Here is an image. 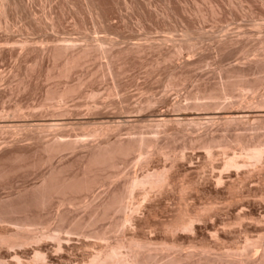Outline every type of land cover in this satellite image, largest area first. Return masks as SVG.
I'll list each match as a JSON object with an SVG mask.
<instances>
[{
  "label": "rangeland",
  "instance_id": "obj_1",
  "mask_svg": "<svg viewBox=\"0 0 264 264\" xmlns=\"http://www.w3.org/2000/svg\"><path fill=\"white\" fill-rule=\"evenodd\" d=\"M0 8V209L11 210L0 217V233L23 228L42 237L13 249L0 245V261L41 264L42 256L33 255L40 252L45 261L57 260L54 264H82L116 239L149 243L150 264L187 251L199 254L201 246L216 251L211 255L238 258L262 252L257 242L264 234V167L251 163L236 173L220 165L223 153L241 161L243 142L264 138L258 120L243 117L264 112L259 105L264 102V0H0ZM230 113L238 118L226 123L221 117ZM161 114L167 115L165 123L157 120ZM47 119L60 125L42 126ZM94 131L104 136H92ZM202 137L215 140L211 157ZM57 139L81 142L54 154L51 143ZM128 139L145 142L133 148L130 141L134 150L108 161L111 167L94 170L90 177L98 185L89 192L51 195L44 204L30 197L59 167L57 182L81 178L90 154L83 144H128ZM150 139L169 156L151 150ZM145 150L153 153L146 163ZM163 168L168 183L137 188L124 199V210L99 217L96 205L110 190L121 192L126 177ZM195 213L201 219L192 229L162 233L170 220ZM215 213L219 233L200 235L196 227L214 222Z\"/></svg>",
  "mask_w": 264,
  "mask_h": 264
},
{
  "label": "bare ground",
  "instance_id": "obj_2",
  "mask_svg": "<svg viewBox=\"0 0 264 264\" xmlns=\"http://www.w3.org/2000/svg\"><path fill=\"white\" fill-rule=\"evenodd\" d=\"M2 3V2H1ZM4 3V2H3ZM5 7V6H4ZM1 9V8H0ZM4 9V8H3ZM3 11V10H2ZM261 102V101H260ZM259 105H261V107L262 106H264V102H261V103H259ZM258 111V110H257ZM257 111H255V112H252V111H248V112H245V114H243L244 116L243 117H245L246 115L248 116V117H252V118H254L255 120H258V122H259V127L260 128H262V129H264V112H257ZM263 111V110H262ZM231 113H233V112H231ZM227 114V115H222V119L223 120H225V122L226 123H228V122H231L232 120H234L235 118H236V115L234 116V114ZM219 115V114H218ZM239 116V115H238ZM241 116V115H240ZM158 117V121H160V123L161 122H163V123H165V121H167L168 119H167V115H165V114H161V115H159V116H157ZM238 118V117H237ZM236 118V119H237ZM241 118H242V116H241ZM240 118V119H241ZM156 120V121H157ZM44 121V120H43ZM59 122V121H58ZM58 122H51L50 120L48 121V119H47V121H44L43 123H42V126H46V127H51V126H56V125H60V124H58ZM61 123V122H60ZM225 123V124H226ZM2 125V124H1ZM4 125V124H3ZM63 125V124H62ZM36 126V125H35ZM1 128V127H0ZM42 128V127H41ZM106 130V129H105ZM100 131V130H99ZM97 132V131H94L91 135L92 136H104V133L101 131V132ZM106 131H108V130H106ZM154 134V133H153ZM91 137V136H90ZM204 137H202V139H203ZM239 138V137H238ZM96 139H99V138H96ZM101 139V138H100ZM103 139V138H102ZM115 139H117V138H115ZM155 139V138H154ZM195 139V138H194ZM198 139V138H197ZM205 139V138H204ZM243 139V138H242ZM54 140V139H53ZM56 140V139H55ZM60 140V139H59ZM58 139H57V141L55 142H50L52 145H50V146H52L53 147V149H54V151H56V152H54V151H52V153H57L58 152V154H59V152L60 151H62V150H60V149H62L63 148V151L65 150V149H67V150H73L74 149V145H76V142H77V144H79L81 141H79V143H78V141H76V142H68V143H61L60 141H59ZM104 140H106V139H104ZM118 140V139H117ZM120 140V139H119ZM150 140H152V142H146V144L148 145V147H151L150 149L151 150H153V147H154V149L157 147V146H155V144L157 145V143H153V139H150ZM199 140H201V139H199ZM248 140V139H247ZM101 141V140H100ZM123 141V140H122ZM128 141H129V139H128ZM130 141H132V140H130ZM130 141L128 142V144H126L127 143V141L125 140V144H123L124 142H120V141H117V143L115 144V143H111V142H108V141H105V142H103V143H99V144H97V145H95L94 144V146H87V144L86 145H84L83 143V146H82V144L80 145V146H82L84 149H89L90 151V154H88L89 155V157H88V159L87 158H85V159H87V160H85L86 162H85V165H84V169L82 170L83 171V173H82V175H81V178H76L75 177V179H77V180H68L69 178H67V180H60V182H57V180L59 179V176H56L55 175V173L57 172V170H51L50 171V173L48 174V177H45V178H43L42 180H41V183L36 187L35 186V190H34V192H36V193H34V195H31L30 197H35V199H37V201L39 202V204H40V202L42 201V203L41 204H44V203H46L47 201H48V199L46 200V198H49L51 195H53V197L54 196H57V197H61V195L62 196H66V194L67 193H75L76 191H79L80 193H81V190H88V191H85L86 193L87 192H89V190H91L93 187H97V185H98V182H96V180H94V178L92 177H90V174L94 171V170H96L97 168H99V169H102L103 167H101V166H103L104 164H106L107 163V165L110 163H108V161H110L111 159L113 160V158L115 157V156H119V155H121L122 157H124L123 155L124 154H127V152L130 150V146H129V144H131L130 143ZM135 141V140H134ZM134 141H132L133 143H134ZM196 142H197V140H195ZM194 141V142H195ZM213 141H215V140H213V138H209V139H205V140H202L200 143H201V145H202V148H204L205 149V151H206V153H207V157H208V155L211 157L212 156V144L214 143ZM226 141V140H225ZM234 141H238V140H234ZM113 142V141H112ZM115 142V141H114ZM145 142V140H143V139H141V140H139L138 139V141H136L135 143L137 144L135 147H134V145H135V143H134V145H133V148H138L137 146L139 145H142L143 143ZM154 142H155V140H154ZM157 142V141H156ZM195 142V143H196ZM243 142V141H242ZM49 143V144H50ZM193 143V142H192ZM237 143V142H236ZM160 144V143H159ZM226 144V143H225ZM239 144H241V143H239ZM45 145H47V144H45ZM169 145V144H168ZM243 145V146H242ZM241 145V147H242V150L244 151V157L242 158V160H241V158H240V160L241 161H239L238 160V158L234 155V154H232V155H228V154H226V152L225 153H223V155H225V157H224V161L222 162V165H220V166H224V167H227V168H234V170L236 171V173H238L239 172V168L241 169L243 166H246L247 164H251V163H254V165H255V163H258V165L261 163V166H263L264 167V162H263V157H264V138L261 140V138L260 139H258V137H257V139H255V140H251V141H244L243 142V144ZM145 146V145H144ZM227 146V145H226ZM76 147V146H75ZM130 147V148H129ZM142 147H143V145H142ZM142 147H140V148H142ZM172 147V146H171ZM45 148H47V146L45 147ZM133 148H131V150L133 149ZM140 148H139V151H140ZM146 148V147H145ZM165 148V147H164ZM164 148H162L161 146L159 147V148H156V150H157V152L160 154H163V155H168L169 156V154L168 153H166L165 151H164ZM170 148V147H169ZM174 148V147H173ZM214 148V147H213ZM240 148V147H239ZM53 149H51V150H53ZM81 149V148H80ZM149 149V150H150ZM203 149V150H204ZM51 150H50V152H51ZM130 150V151H131ZM134 150V149H133ZM136 150V149H135ZM148 150V151H149ZM151 150H150V152H151ZM165 150H166V148H165ZM66 151V150H65ZM86 151V150H85ZM129 151V152H130ZM137 151V150H136ZM142 151H144V150H142ZM167 151H168V148H167ZM176 151V150H175ZM212 151V152H211ZM81 152V151H80ZM129 152H128V154H129ZM133 152V151H132ZM141 152V151H140ZM145 152H146V150H145ZM153 152V151H152ZM170 152V151H169ZM173 152V151H172ZM171 152V153H172ZM62 153V152H61ZM147 153V152H146ZM145 153V157H146V160L145 161H143L144 163H146L147 161H148V158H149V156L150 155H152L151 153L149 154V153H147L146 154ZM205 153V154H206ZM212 153V154H211ZM86 154V155H87ZM141 154V153H140ZM160 154V155H161ZM87 155V156H88ZM158 155V154H157ZM81 156H83V155H81ZM87 156H85V157H87ZM175 156V155H174ZM241 156V155H240ZM122 157H118V158H122ZM125 157H126V155H125ZM163 157V156H162ZM117 158V157H116ZM140 158V157H139ZM141 158H142V156H141ZM165 158V157H164ZM83 159V158H82ZM115 159V158H114ZM145 159V158H144ZM174 159V158H173ZM112 160H111V162H112ZM118 160V159H117ZM113 161H115V160H113ZM151 161V160H150ZM174 162V161H173ZM115 163V162H114ZM140 163V162H139ZM116 164V163H115ZM175 164V163H174ZM83 166V165H82ZM105 167H106V165H104ZM112 166V163H111V165H108V167H111ZM137 166H139V165H137ZM142 166V165H141ZM144 166V165H143ZM147 166V165H146ZM171 166V165H170ZM253 166V165H252ZM251 166V167H252ZM101 167V168H100ZM115 167V166H114ZM152 167V166H151ZM155 167V166H154ZM255 167V166H254ZM263 167H260V168H263ZM60 168V167H59ZM59 168H57L58 169V172L60 171L59 170ZM141 168V167H140ZM146 168V167H145ZM148 168V167H147ZM171 168V167H170ZM169 168V169H170ZM245 168V167H244ZM51 169V168H50ZM54 169V168H53ZM168 169V168H167ZM173 169V168H172ZM171 169V170H172ZM202 169V168H201ZM213 169V168H212ZM247 169V168H246ZM245 169V170H246ZM250 169V168H249ZM248 169V170H249ZM103 170V169H102ZM145 170V169H144ZM61 171H62V169H61ZM134 171H135V169H134ZM218 171V170H217ZM234 171V172H235ZM253 171H255L254 169H253ZM57 172V173H58ZM252 172V171H251ZM56 173V174H57ZM60 173V172H59ZM167 173H168V171L167 170H165L164 168H163V170H154L153 169V171L152 172H149V171H147L146 172V174H144L143 176H141V177H139V176H137L136 174H133L132 175V173L130 174V175H132V176H128V177H126L125 178V182L123 183V186H122V191L120 192L119 190H110L109 191V193L107 192V198L105 199V200H102V202H100V203H98V205H96V208L98 209V210H100V215L101 216H99V217H101V218H105V216H109L108 214V212L109 211H111V210H114V208L115 209H117L118 208V210H121V208H122V210H124V208H125V205H124V199H126V196H129L130 194H132L133 195V192H134V190L135 189H139V188H143L144 186H148L150 189H154V188H160L161 186H163L167 181H168V176H167ZM204 173V172H203ZM218 173V172H217ZM235 173V174H236ZM94 174V173H93ZM93 174H91V175H93ZM97 174V173H96ZM101 174V173H100ZM103 174V173H102ZM202 174V173H201ZM221 174V173H220ZM219 174V175H220ZM258 174V173H257ZM59 175V174H58ZM98 175V174H97ZM212 175V174H211ZM58 177V179L56 178V177ZM102 176V175H101ZM217 176V175H216ZM61 177V178H62ZM77 177H80V175L79 176H77ZM95 177V176H94ZM237 177V176H236ZM109 178V177H108ZM57 179V180H56ZM113 179H114V177H113ZM169 179H171V178H169ZM109 180V179H108ZM112 180V179H111ZM106 181V180H105ZM113 181V180H112ZM115 181V180H114ZM218 181V180H217ZM102 182V181H101ZM115 182H117V181H115ZM114 182V183H115ZM111 183V182H110ZM168 183V182H167ZM104 184V183H103ZM103 184H102V186H103ZM108 184V183H107ZM113 185V183H111V186ZM117 185V184H116ZM187 186V185H186ZM31 187V186H30ZM28 188V187H27ZM27 188H26V190H27ZM32 188V187H31ZM112 188V187H111ZM114 188V187H113ZM112 188V189H113ZM33 189V188H32ZM181 189H184V188H182L181 187ZM26 190H24V191H26ZM28 190H29V188H28ZM31 190V189H30ZM30 190H29V192H30ZM109 190V189H108ZM146 190V189H145ZM20 191V190H19ZM23 191V190H22ZM118 191H119V193H118ZM138 191V190H137ZM28 192V191H27ZM26 192V193H27ZM28 192V193H29ZM32 192V191H31ZM21 193V192H20ZM20 193H18V194H20ZM25 193V194H26ZM78 192H76V194H77ZM24 194V193H23ZM30 194V193H29ZM28 194V195H29ZM145 194V193H144ZM71 196H72V194H70ZM131 195V196H132ZM18 196V195H17ZM21 196H22V193H21ZM69 196V195H68ZM15 197V196H14ZM29 197V196H28ZM30 197H29V201H30ZM130 197V196H129ZM13 198V197H12ZM20 197H18V199H19ZM61 198H63V197H61ZM66 198V197H65ZM71 198V197H70ZM134 198V197H133ZM11 199V198H10ZM14 199H16V198H14ZM34 199V200H35ZM52 199V198H51ZM7 200H9V199H7ZM25 200V199H24ZM33 200V201H34ZM40 200V201H39ZM45 200V202L43 203V201ZM64 200V199H63ZM23 201V200H22ZM28 201V200H27ZM32 201V202H33ZM60 201V200H59ZM67 201V200H66ZM6 202V200L4 201V206H5V203ZM15 202V201H14ZM37 202V203H38ZM62 202V201H61ZM68 202V201H67ZM70 202V201H69ZM130 202V201H129ZM8 204L10 203L9 201L7 202ZM11 203H12V199H11ZM17 203V202H16ZM22 203V202H21ZM64 203H65V201H64ZM127 203V202H126ZM14 204V203H13ZM18 204H20V203H18ZM18 204H16V205H18ZM27 204V203H26ZM30 204H32V203H30ZM96 204V203H95ZM10 205V204H9ZM12 205V204H11ZM10 205V206H11ZM24 205V204H23ZM23 205H20V206H23ZM89 205V204H88ZM92 205H93V203H92ZM92 205H89V206H92ZM128 205V204H127ZM130 205H131V203H130ZM134 205H135V203H134ZM133 205V206H134ZM1 206V205H0ZM3 206V205H2ZM39 206V205H38ZM45 206V205H44ZM124 206V207H123ZM247 207H249V208H251V209H253V205L252 204H247L246 205ZM12 207V206H11ZM14 207H17V206H14ZM28 207V206H27ZM31 207V206H30ZM41 207H43V206H41ZM93 207V206H92ZM137 207V206H136ZM2 208V207H1ZM8 208H10L9 206H6V209L5 208H3V209H5V210H7ZM17 208H20L19 206L17 207ZM23 208V207H22ZM26 208V207H25ZM14 209L15 208H13V210L12 211H14ZM27 209H29V208H27ZM32 209V208H31ZM206 209V208H205ZM2 209H0V217L1 218H3L5 215H3L2 216V213H4L3 211H5V210H3V211H1ZM128 210V209H127ZM8 211H11V210H9L8 209ZM8 211H6L5 213L7 214V212ZM29 211V210H28ZM95 211V210H94ZM133 211V210H132ZM131 211V212H132ZM196 211V210H195ZM205 211V210H204ZM27 212V211H26ZM92 212V211H91ZM112 212V211H111ZM119 212V211H118ZM14 213V212H13ZM17 213V212H16ZM29 213V212H28ZM65 213H67V212H65ZM89 214H90V212H88ZM93 214H94V212H92ZM97 213V212H96ZM187 213V212H186ZM194 213V212H193ZM205 213V212H204ZM8 214H10V215H12V212L11 213H8ZM20 214V213H19ZM26 214V213H25ZM93 214H90V215H93ZM123 214V213H122ZM184 214V213H183ZM189 214V213H188ZM61 215V214H60ZM62 215H63V213H62ZM95 215V214H94ZM94 215H93V217H94ZM264 215V214H263ZM8 216V215H7ZM14 216V215H13ZM20 216H22V215H20ZM19 216V217H20ZM25 216V215H24ZM103 216V217H102ZM178 216V215H177ZM183 216V215H182ZM188 217H187V219H176L175 218V220H173V221H171L170 220V222H168V223H166L165 225H164V231L162 232V233H164L165 232V234L167 233V234H170V233H175V232H179V231H187V230H190V229H192V224H193V226H194V223H193V221L195 220L196 221V218H197V214L195 213V214H193L192 216H190V215H187ZM61 217V216H60ZM65 217H66V214H65ZM92 217V216H91ZM92 217V218H93ZM175 217V216H174ZM213 217L215 218L214 219V222H212L211 221V223H208V224H206L205 226H204V228L203 229H201V228H197L196 227V231L200 234V235H202V234H204V235H209V234H211L212 232H215V233H219V226L221 225V221H220V219H219V217L217 216V213H215V214H213ZM259 217V216H258ZM1 218H0V220H1ZM13 218V217H12ZM14 218H16V215H15V217ZM18 218V217H17ZM88 218V217H87ZM103 218V219H104ZM261 218V217H260ZM5 219V218H4ZM32 219H33V217H32ZM95 219V222H96V217L94 218ZM198 219V218H197ZM199 219H201V218H199ZM198 219V220H199ZM7 220V219H6ZM10 220H11V218H10ZM20 220V219H19ZM31 220V219H30ZM29 220V221H30ZM129 220V217L125 214V215H123V221L122 222H125V223H127V221ZM264 220V219H263ZM18 221V220H17ZM17 221H16V223H17ZM26 221V220H25ZM24 221V222H25ZM34 221V220H33ZM36 221V220H35ZM34 221V222H35ZM65 221V220H64ZM63 221V222H64ZM74 221V220H73ZM72 220H71V222H73ZM92 221V220H91ZM101 221V220H100ZM130 221V220H129ZM128 221V222H129ZM259 221V220H258ZM33 222V223H34ZM77 222V221H76ZM79 222V221H78ZM77 222V223H78ZM86 222H87V220H86ZM99 222V221H98ZM121 222V221H120ZM196 222H198V221H196ZM11 223V222H10ZM26 223V222H25ZM30 223V222H29ZM36 223V222H35ZM74 223V222H73ZM81 223V222H80ZM83 224H84V222H82ZM88 223V222H87ZM97 223V222H96ZM18 224V223H17ZM24 224V223H23ZM27 224V223H26ZM31 224V223H30ZM29 224V225H30ZM61 224H62V222H61ZM79 224V223H78ZM86 224V223H85ZM92 224V223H91ZM111 224V223H110ZM116 224V223H115ZM21 225V224H20ZM19 225V226H20ZM60 224H58V226H59ZM75 225V224H74ZM112 225H113V223H112ZM119 224H116L115 225V227H116V229H117V227H119L118 226ZM126 225V224H125ZM200 225H201V223H200ZM18 226V227H19ZM27 226V225H26ZM25 226V227H26ZM61 226V225H60ZM78 226V225H77ZM81 226L82 227H84L82 224H81ZM88 226V225H87ZM91 226V225H90ZM238 226V225H237ZM236 226V227H237ZM20 227H22V226H20ZM73 227V226H72ZM76 227V226H75ZM111 227V226H110ZM123 227V226H122ZM223 227V226H222ZM239 227H240V225H239ZM58 228V227H57ZM228 228V227H227ZM251 228V227H250ZM257 228V227H256ZM18 229V228H17ZM29 229V228H28ZM76 229V228H75ZM109 229V228H108ZM111 229V228H110ZM115 229V228H114ZM230 229V228H229ZM19 230V229H18ZM55 230H57V229H55ZM84 230V229H83ZM92 230V229H91ZM95 230V229H94ZM105 230H107V229H105ZM105 230H104V233H105ZM162 230V229H161ZM223 230H224V228H223ZM253 230H254V228H253ZM256 230V229H255ZM77 231V230H76ZM78 231H79V229H78ZM87 231V230H86ZM99 231V230H98ZM103 231V230H102ZM116 231V230H115ZM33 232V231H32ZM32 232H30V231H28V230H25V229H21V232H16L15 234H13V235H6V234H1L0 233V245L3 247H6L7 249H10V248H15V247H20V246H25V245H30V243H33V242H36V241H38V237L40 236H37V232L35 233H32ZM46 232V231H45ZM48 232V231H47ZM91 232V231H90ZM39 233V232H38ZM44 233V232H43ZM78 233V232H77ZM84 233V232H83ZM101 233H103V232H101ZM101 233H98L99 235L101 234ZM46 234V233H45ZM48 234V233H47ZM50 234V233H49ZM85 234V233H84ZM83 234V236H85ZM88 234V233H87ZM93 234H95V233H93ZM92 234V235H93ZM98 234H96L97 235V237H94L95 239L97 238H99L98 236ZM237 234V233H236ZM43 235V234H42ZM56 235V234H55ZM106 235V234H105ZM220 235V234H219ZM47 236H49V235H47ZM95 236V235H94ZM100 236H103V234H101ZM124 236V235H123ZM211 236V235H210ZM218 236V235H217ZM222 238H226V234H224V233H222L221 232V235H220ZM41 237V236H40ZM92 237V236H91ZM165 237H167V236H165ZM173 237V236H172ZM171 237V238H172ZM42 238V237H41ZM46 238V237H45ZM55 239H56V237H54ZM100 238H102V237H100ZM105 238V237H104ZM103 238V239H104ZM118 238V237H117ZM134 238V237H133ZM203 238V237H202ZM217 238V237H216ZM215 238V239H216ZM54 239V240H55ZM158 239V238H157ZM163 239V238H162ZM173 239V238H172ZM51 240H53L52 238H51ZM58 240V239H57ZM56 240V241H57ZM101 240V239H100ZM174 240V239H173ZM59 241H60V239H59ZM59 241H58V243H57V245L58 244H60L59 243ZM114 241V240H113ZM170 241V240H169ZM216 241H218V239L216 240ZM225 241V240H224ZM252 241V240H251ZM39 242V241H38ZM53 242H55V241H53ZM164 242V241H163ZM166 243V242H165ZM170 243V242H169ZM172 243V242H171ZM246 243H251L250 242V238H249V242L247 241ZM254 243V241L252 242V244ZM66 244V243H65ZM149 244V243H148ZM148 244H146V242L145 243H139V242H135V241H130L129 240V242L127 243V242H125V240H123V239H116L115 241H114V243L113 244H109V245H106V246H102L101 248H99L97 251H96V253H94L91 257H90V259L87 261V262H85V263H82V264H150L149 262H151L152 263V261H154V260H152L153 259V255L151 256V254H147V253H149L148 251H150V249L151 248H148V246H150V245H148ZM207 244H209V243H207ZM258 244L260 245V246H262L263 247V250H262V252H260V254H256V255H253V256H248V252L246 253V254H244L243 256H241V255H239V256H241V257H236V256H232L231 255V253L230 254H227V255H220V254H218V255H211V254H213L214 253V251H213V253H209V250L210 249H208L207 248V246L206 247H202L201 246V252L199 253V254H194L193 252H195V251H187L186 253H180V251H178L180 254H178V256H176V257H173V258H170L169 260L168 259H166L165 261L166 262H164V260H163V264H264V234H263V236H261V238L259 239V241L257 242V246H258ZM67 245V244H66ZM148 245V246H147ZM162 245V244H161ZM175 245V244H174ZM217 245V244H216ZM243 245H245V244H243ZM251 245V244H250ZM254 245V244H253ZM40 246V245H39ZM60 246H62V245H58V247L59 248H61ZM245 246H247V245H245ZM165 249L167 248V246H163ZM173 247V245H170V246H168V248H172ZM219 247V246H218ZM217 247V248H218ZM238 247V246H237ZM242 247H244V246H242ZM241 247V248H242ZM248 247V246H247ZM251 247V246H250ZM254 247H255V245H254ZM253 247V248H254ZM155 248V247H154ZM156 248H158V247H156ZM160 248V247H159ZM161 248H162V246H161ZM174 248V247H173ZM172 248V249H173ZM191 248H192V245H191ZM245 248V247H244ZM253 248H250V249H253ZM261 248V247H260ZM11 249V250H12ZM62 249V248H61ZM178 249V248H177ZM177 249H175V250H177ZM194 249V248H193ZM247 249V248H246ZM10 250V251H11ZM56 250V249H55ZM154 250V249H153ZM157 250V249H156ZM160 250V249H159ZM163 250V248L160 250V251H162ZM168 250V249H167ZM166 250V251H167ZM175 250H173L174 251V253H176L175 252ZM184 250H186V249H184ZM195 250V249H194ZM213 250V249H212ZM243 250V249H242ZM241 250V251H242ZM9 251V250H8ZM58 251V250H57ZM60 251V250H59ZM165 251V250H164ZM165 251V252H166ZM221 251V250H220ZM231 250H229V252H230ZM239 251V250H238ZM251 250H249V252H250ZM255 251V250H254ZM153 252V251H152ZM227 252V251H226ZM240 252V251H239ZM243 252H244V250H243ZM6 253V252H5ZM22 253V252H21ZM27 253V252H26ZM34 253H36V252H34ZM47 253V252H46ZM55 253V252H54ZM154 253V252H153ZM156 253H157V251H156ZM156 253H154V254H156ZM160 253H162V252H160ZM168 253V252H167ZM215 253H216V251H215ZM238 253V252H237ZM7 254V253H6ZM176 254V255H177ZM13 255H15V254H13ZM34 256H36L35 257V260H36V258H38L39 260H40V257L42 256V258H41V264H54V261H57V260H55V259H53V258H50L49 259V261H45L46 259L43 257V255L40 253V252H37V254H33ZM159 255V254H158ZM162 255H163V253H162ZM161 256V255H160ZM13 257H15L16 259H18L19 260V256L17 257V255H15V256H13ZM13 257H12V260H14L13 259ZM154 257H156V256H154ZM168 257V256H167ZM5 258V257H4ZM158 258V257H157ZM162 258V257H161ZM8 259V258H7ZM16 259H15V261H16ZM37 259V260H38ZM45 259V260H44ZM163 259H165L164 257H163ZM21 260H23V259H21ZM35 260H33V261H35ZM39 260H38V262H39ZM82 260V259H81ZM152 260V261H151ZM20 261V260H19ZM19 261H17L16 263L14 262V263H12V264H19ZM24 261V260H23ZM26 262V261H25ZM28 262H30V261H28ZM27 262V263H28ZM76 262V261H75ZM56 263V262H55ZM79 263V262H78ZM155 263V262H154ZM160 263H162V262H160ZM159 263V264H160ZM0 264H11V263H9V262H4V261H0Z\"/></svg>",
  "mask_w": 264,
  "mask_h": 264
}]
</instances>
